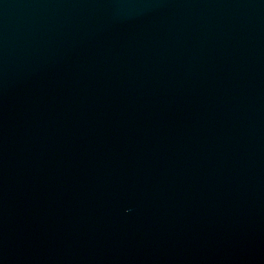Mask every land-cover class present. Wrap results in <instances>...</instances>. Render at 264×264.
<instances>
[{
    "label": "water",
    "instance_id": "obj_1",
    "mask_svg": "<svg viewBox=\"0 0 264 264\" xmlns=\"http://www.w3.org/2000/svg\"><path fill=\"white\" fill-rule=\"evenodd\" d=\"M0 264H264V0H0Z\"/></svg>",
    "mask_w": 264,
    "mask_h": 264
}]
</instances>
